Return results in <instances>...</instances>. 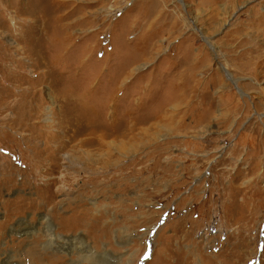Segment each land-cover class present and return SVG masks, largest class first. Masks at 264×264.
<instances>
[{"label": "rangeland", "instance_id": "1", "mask_svg": "<svg viewBox=\"0 0 264 264\" xmlns=\"http://www.w3.org/2000/svg\"><path fill=\"white\" fill-rule=\"evenodd\" d=\"M12 263L264 264V0H0Z\"/></svg>", "mask_w": 264, "mask_h": 264}, {"label": "bare ground", "instance_id": "2", "mask_svg": "<svg viewBox=\"0 0 264 264\" xmlns=\"http://www.w3.org/2000/svg\"><path fill=\"white\" fill-rule=\"evenodd\" d=\"M80 159V158H79ZM51 230H52V227H50V228H48L47 229V233H46V235H49V242L47 243L48 245H51L52 243H53V241H54V239H52L53 238V236H52V234H51ZM69 242L71 243V245H72V242H73V240H71V241H65V244H69ZM81 245V244H80ZM27 253H33V251L30 249V250H28V252ZM87 255H90V254H87ZM86 260L87 261H93V258L92 257H87L86 258ZM8 262V261H7ZM10 262V261H9ZM14 262V261H13ZM12 264H15V263H12Z\"/></svg>", "mask_w": 264, "mask_h": 264}]
</instances>
